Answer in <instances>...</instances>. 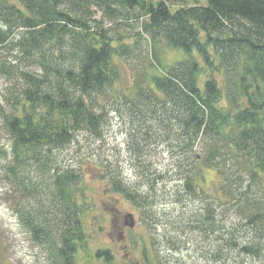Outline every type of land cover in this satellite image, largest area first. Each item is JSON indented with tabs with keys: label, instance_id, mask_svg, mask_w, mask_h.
Returning <instances> with one entry per match:
<instances>
[{
	"label": "trees",
	"instance_id": "16d2710c",
	"mask_svg": "<svg viewBox=\"0 0 264 264\" xmlns=\"http://www.w3.org/2000/svg\"><path fill=\"white\" fill-rule=\"evenodd\" d=\"M179 1L0 0V54L10 58L0 61L8 80L6 111L0 103L8 139L0 146V179L45 264H77L87 249L88 189L80 168L57 154L80 147L78 133L102 140L100 100L108 96L140 185H128L121 162L100 158V148L81 153L77 165L97 160L109 190L138 210L149 235L143 262L162 263L159 239L177 253L195 235L215 262L264 264V0H202L172 10L169 3ZM96 12L131 15L141 31L128 43L114 39ZM142 36L150 49L164 44L183 57L164 65L154 52L156 62L150 56L135 70L130 92H114L119 65L134 56ZM158 153L166 159L161 168L153 161ZM206 171L214 173L211 191ZM171 182L164 205L188 214L177 222L165 215L162 223L157 193ZM96 256L110 258L107 250Z\"/></svg>",
	"mask_w": 264,
	"mask_h": 264
},
{
	"label": "rangeland",
	"instance_id": "374dc122",
	"mask_svg": "<svg viewBox=\"0 0 264 264\" xmlns=\"http://www.w3.org/2000/svg\"><path fill=\"white\" fill-rule=\"evenodd\" d=\"M157 0H151L154 3ZM182 1V0H181ZM178 3H169L171 9H175L182 4L186 5H205L202 0H183ZM100 12H96L95 19L99 23V27L108 30L114 39H122L123 42L128 43L135 39L136 33L141 31L140 23L135 22L131 15H122L116 19H107L101 17ZM141 22V21H139ZM138 40V37H137ZM139 48L136 50L134 56L127 59V63L122 62L119 65V79L114 84V92L129 93L132 88L133 80L136 76L135 70L144 68L149 62L151 56L154 62L153 53L155 52L157 58L164 65H171L183 57L181 52L170 50L164 44L159 47L155 46L150 49L149 42L145 36L138 42ZM9 58V55L4 52L0 54V61ZM10 59V58H9ZM8 88V80L0 71V103L6 111L3 96L6 94ZM115 94V93H112ZM101 106L105 105V123L102 131V140L87 138L83 133L76 134V139L79 144L73 146L68 151H62L57 156L60 162L64 165H76L80 168V174L83 180V185L88 189V196L90 198L91 210L83 217V224L86 234L88 236L87 249L83 252L79 251L76 259L77 264H145L141 257L142 239L147 242L148 246V232L147 229L139 221L138 210L121 195L112 193L106 183V180L100 177L99 162L88 157V162L83 161L77 165V159L80 154L90 155L94 148H100L97 153L100 158H107L111 161L119 160L120 171L123 180L128 185H140V180L136 170L128 162V157L125 150V130L124 124L118 117V112L111 97H104L100 100ZM5 130L3 129L2 120L0 118V146L8 145ZM88 144L89 147L88 148ZM83 148V149H82ZM82 149V150H81ZM74 158V160H73ZM165 155L158 153V156L153 158V161L162 167L165 164ZM0 178L2 176L0 175ZM214 179L213 171H206L205 173V190L209 189L210 181ZM177 183V182H174ZM174 184L159 187L160 195L157 202L156 213L158 219L162 223H167L165 215L171 217L175 222L179 219L186 218L188 209L181 211L180 205H164L166 199L163 194L172 191ZM13 196L10 194V186L7 181L0 179V264H45L43 261L40 248L33 245L21 229L18 219L13 209ZM169 206V207H166ZM175 213H179L174 216ZM126 214H131L135 220L133 228L124 226L123 217ZM160 226L158 234L162 233ZM187 240H191L193 245L182 244L181 249L177 253L167 251L166 244L163 240L161 246L157 245V249L161 251V264H224L221 261L215 262L210 259L205 252H207L206 243L197 241L195 235L188 236ZM183 238L181 239V242ZM201 249L202 254L197 253L195 247ZM99 250H107L109 253L108 260L101 256H96ZM244 264H260L251 258L245 259Z\"/></svg>",
	"mask_w": 264,
	"mask_h": 264
},
{
	"label": "water",
	"instance_id": "95a60500",
	"mask_svg": "<svg viewBox=\"0 0 264 264\" xmlns=\"http://www.w3.org/2000/svg\"><path fill=\"white\" fill-rule=\"evenodd\" d=\"M123 221H124V226L128 227V228H133L134 227V218L131 214H126L123 217Z\"/></svg>",
	"mask_w": 264,
	"mask_h": 264
},
{
	"label": "flooded vegetation",
	"instance_id": "af4514ba",
	"mask_svg": "<svg viewBox=\"0 0 264 264\" xmlns=\"http://www.w3.org/2000/svg\"><path fill=\"white\" fill-rule=\"evenodd\" d=\"M124 222V221H123Z\"/></svg>",
	"mask_w": 264,
	"mask_h": 264
}]
</instances>
